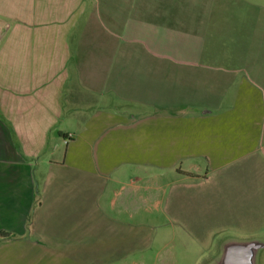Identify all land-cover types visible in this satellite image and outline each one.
Here are the masks:
<instances>
[{"label":"crops","instance_id":"obj_1","mask_svg":"<svg viewBox=\"0 0 264 264\" xmlns=\"http://www.w3.org/2000/svg\"><path fill=\"white\" fill-rule=\"evenodd\" d=\"M0 31V264L264 221V0H0Z\"/></svg>","mask_w":264,"mask_h":264},{"label":"rangeland","instance_id":"obj_2","mask_svg":"<svg viewBox=\"0 0 264 264\" xmlns=\"http://www.w3.org/2000/svg\"><path fill=\"white\" fill-rule=\"evenodd\" d=\"M188 221L189 219L163 216L151 218V226L143 227L141 230L137 228L136 249L128 251L121 261L112 264H213L221 250L216 253L213 249L211 234L210 239L204 240L200 232L203 228H193L192 225L189 228ZM261 223L263 226H260ZM187 229L190 231L188 232ZM210 229L213 236L216 234L213 237L216 239L219 236L227 240L256 239L249 238L250 233L264 231V221L261 220L258 226L252 228L251 226L230 227L216 223ZM5 252H8L6 248H0V255Z\"/></svg>","mask_w":264,"mask_h":264},{"label":"water","instance_id":"obj_3","mask_svg":"<svg viewBox=\"0 0 264 264\" xmlns=\"http://www.w3.org/2000/svg\"><path fill=\"white\" fill-rule=\"evenodd\" d=\"M262 248L264 239H228L222 244L221 252L213 264H257V255Z\"/></svg>","mask_w":264,"mask_h":264},{"label":"built area","instance_id":"obj_4","mask_svg":"<svg viewBox=\"0 0 264 264\" xmlns=\"http://www.w3.org/2000/svg\"><path fill=\"white\" fill-rule=\"evenodd\" d=\"M68 139H69V137H66L64 141L66 142Z\"/></svg>","mask_w":264,"mask_h":264}]
</instances>
